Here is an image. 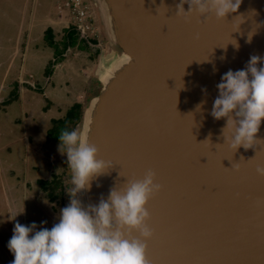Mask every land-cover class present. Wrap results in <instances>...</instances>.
I'll return each mask as SVG.
<instances>
[{
	"label": "water",
	"instance_id": "1",
	"mask_svg": "<svg viewBox=\"0 0 264 264\" xmlns=\"http://www.w3.org/2000/svg\"><path fill=\"white\" fill-rule=\"evenodd\" d=\"M94 3L108 42L80 133L111 166L78 195L96 204L151 170L148 264H264V121L256 144L235 150L209 115L220 76L264 55V0L222 20L178 17L179 0Z\"/></svg>",
	"mask_w": 264,
	"mask_h": 264
},
{
	"label": "rangeland",
	"instance_id": "2",
	"mask_svg": "<svg viewBox=\"0 0 264 264\" xmlns=\"http://www.w3.org/2000/svg\"><path fill=\"white\" fill-rule=\"evenodd\" d=\"M66 1L0 0V264L13 259L7 242L14 223L35 221L39 228L46 221L43 227L51 228L67 205V194L62 203L50 201L38 181L50 180L52 168L62 171L66 159L47 132L75 102L82 106L75 129L80 132L84 107L100 88L94 69L108 39L97 6L94 0H78L81 8L75 11ZM47 9L49 16H42ZM80 11L84 21L75 17ZM48 27L59 47L65 30L75 28L76 45L55 55L44 38ZM52 56L59 61L51 68ZM67 168L63 177L71 185Z\"/></svg>",
	"mask_w": 264,
	"mask_h": 264
},
{
	"label": "clouds",
	"instance_id": "3",
	"mask_svg": "<svg viewBox=\"0 0 264 264\" xmlns=\"http://www.w3.org/2000/svg\"><path fill=\"white\" fill-rule=\"evenodd\" d=\"M240 4L241 0H179L175 14L185 19L193 13L205 19L211 14L222 20ZM215 87L217 96L209 115L225 120L221 132L227 147H253L264 121V55H251L241 69H228ZM206 92L202 88V93ZM58 140V151L66 155L72 172L69 201L51 228L43 227L46 221H41L39 228L35 221L14 223L7 242L13 256L10 264H148L146 241L153 232L146 223V204L160 191L154 173L149 170L143 179H130L123 189L112 188L107 198L86 204L78 194L90 191L111 162L98 158L97 147L75 129L63 130ZM256 173L264 176V167L258 166Z\"/></svg>",
	"mask_w": 264,
	"mask_h": 264
},
{
	"label": "trees",
	"instance_id": "4",
	"mask_svg": "<svg viewBox=\"0 0 264 264\" xmlns=\"http://www.w3.org/2000/svg\"><path fill=\"white\" fill-rule=\"evenodd\" d=\"M66 33L63 36L62 47H59V44L54 40L52 29L50 27L46 28L44 31V38L48 42V46L52 47L55 55H62L65 49L69 46L76 45L77 35L76 29L65 30ZM50 70L46 68V73H49ZM82 106L81 103L75 102L70 105L63 117L53 122L52 127L47 132L48 141H56L59 143L58 137L63 130H73L76 129L79 119L81 116ZM66 159L63 161L62 171L57 168L51 174L50 180H42L43 188L47 191V195L50 201H60L62 203L63 196L70 194V190L66 191V188L72 187L70 184L67 185L66 180L64 179V174L69 175ZM63 172V175H62ZM70 186V187H69Z\"/></svg>",
	"mask_w": 264,
	"mask_h": 264
},
{
	"label": "built area",
	"instance_id": "5",
	"mask_svg": "<svg viewBox=\"0 0 264 264\" xmlns=\"http://www.w3.org/2000/svg\"><path fill=\"white\" fill-rule=\"evenodd\" d=\"M66 2H69L71 7L70 8H73L75 11H78L76 9H78L79 7L81 8V5H79L78 3V0H67ZM82 11L79 12V16L78 15H75V17L78 18L79 21H84L85 18H83L84 16H82Z\"/></svg>",
	"mask_w": 264,
	"mask_h": 264
},
{
	"label": "crops",
	"instance_id": "6",
	"mask_svg": "<svg viewBox=\"0 0 264 264\" xmlns=\"http://www.w3.org/2000/svg\"><path fill=\"white\" fill-rule=\"evenodd\" d=\"M52 11V10H51ZM51 11H49L48 9H47V11H46V13H44V14H41L42 16H49V14L51 13ZM54 61H59V58H57L56 60H55V58H53V56H52V60H51V62H52V65H51V68L52 67H54V65H55V62ZM45 71H46V68L44 69ZM51 73V69H50V71H49V73L47 74V75H49ZM28 82V81H27ZM46 82V81H45ZM28 84H30L29 82H28ZM36 87V86H35ZM53 173V168L51 169V172H50V174H52ZM49 174V175H50ZM38 181L40 182V181H42V179H38Z\"/></svg>",
	"mask_w": 264,
	"mask_h": 264
},
{
	"label": "snow or ice",
	"instance_id": "7",
	"mask_svg": "<svg viewBox=\"0 0 264 264\" xmlns=\"http://www.w3.org/2000/svg\"><path fill=\"white\" fill-rule=\"evenodd\" d=\"M260 159H261V160H264V155H261Z\"/></svg>",
	"mask_w": 264,
	"mask_h": 264
}]
</instances>
